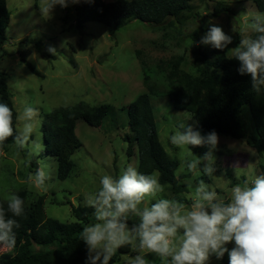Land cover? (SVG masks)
<instances>
[{"label":"rangeland","instance_id":"1","mask_svg":"<svg viewBox=\"0 0 264 264\" xmlns=\"http://www.w3.org/2000/svg\"><path fill=\"white\" fill-rule=\"evenodd\" d=\"M45 2L7 0L11 16L4 31L5 40L2 41L0 37V71L7 74V85L16 113L27 104L39 108L37 131L41 133L48 124L47 115L62 107L70 108L83 103L89 107L103 105L109 111L99 128L83 121L76 122L75 134L82 146L71 156L74 167L69 177L62 181L56 177L54 159L45 158L40 153L30 156L28 149H16L14 144L0 146V200L6 202V195L23 190L27 192V204L43 197L46 217L70 223L74 221L71 209L85 206V196L100 187L103 175L118 176L129 163L138 168L136 146L131 157L126 154L127 144L123 136L129 131L126 127V110L122 109L138 95L148 92L146 74L152 81H157L158 91H163L168 85L173 86L172 82L177 81L171 76L172 64L180 62V69L194 77L189 70L195 68L199 73L195 64L196 48L188 43V35L198 28L205 27L208 31L211 21L233 37V43L228 48L236 47L242 30L246 28V14L259 10L248 0H193L196 18L182 25L154 28L140 21H131L110 36L107 28L98 22L85 23L80 31L77 30L74 3H69L66 8L57 5L47 14L42 11ZM218 2L227 6L230 13L214 16L213 10ZM232 27L236 32L232 31ZM206 32L199 34V41ZM199 41L197 44L205 57L211 59L219 51ZM49 46L56 49V55L47 51ZM27 49L31 53L23 62L20 53ZM224 51L227 57H232L228 49ZM28 64L39 75H33ZM149 98L159 141L165 151L178 161L175 175L180 184L186 186L183 193H174L165 186L166 191L162 195L190 203L191 190L187 182L191 180L195 184L203 179L220 197L227 199L232 186L243 184L246 180L251 182L261 174L264 154L257 153L250 145V138L254 137L255 132L247 106L240 116L246 138L235 140L218 135L219 144L214 152L217 171L209 177L202 173L194 175L187 170L179 171L180 149L172 145L169 139L180 123L200 132L191 114L175 108L167 97L149 94ZM32 139H35V135ZM192 151L203 156L208 147H194ZM41 163L50 175L46 188H36L28 182L29 174L34 173ZM232 246L229 244V249ZM36 250L40 249L36 247ZM6 252L9 251L0 249V255ZM135 254L128 248V252L121 253L112 264H129L130 257ZM146 258L150 264H161L154 255ZM210 264H229L227 253L219 260L214 257Z\"/></svg>","mask_w":264,"mask_h":264},{"label":"clouds","instance_id":"2","mask_svg":"<svg viewBox=\"0 0 264 264\" xmlns=\"http://www.w3.org/2000/svg\"><path fill=\"white\" fill-rule=\"evenodd\" d=\"M78 2L46 0L42 11L50 14L57 5L66 8ZM246 15V28L236 47L228 48L233 37L211 21L199 43L221 51L228 49L231 59L239 62L238 73L249 76L252 90L260 92L264 88V11ZM232 31L236 32L234 27ZM188 43L192 46L195 41L190 39ZM47 51L57 53L52 46ZM189 71L199 75L195 68ZM39 117V108L27 104L14 122L12 108L0 102V146L11 138L16 149H28L30 156L39 155L44 147L37 131ZM169 139L180 149L179 171L209 177L216 173L214 152L219 136L215 130L201 135L192 126L180 123ZM203 146L208 147L203 156L193 153L192 148ZM49 180L42 163L28 176V182L36 188H46ZM99 183L100 187L84 199L85 206L93 210V221L80 232L87 250L86 264H110L124 247L136 253L129 264H150L146 258L150 254L158 257L161 264H210L212 257L219 260L225 253L229 264H264V174L232 186L227 199L203 179L195 184L189 180L190 203L162 195L166 187L159 173H142L132 163L118 176L103 175ZM4 199L7 209L0 205V249L11 251L17 244L14 229L20 225L8 213L23 216L25 200L17 194ZM229 244L233 245L231 249Z\"/></svg>","mask_w":264,"mask_h":264},{"label":"trees","instance_id":"3","mask_svg":"<svg viewBox=\"0 0 264 264\" xmlns=\"http://www.w3.org/2000/svg\"><path fill=\"white\" fill-rule=\"evenodd\" d=\"M192 1L79 0L73 4L74 24L80 31L85 23L98 22L107 28L110 36H114L131 21H140L154 28L175 27L196 18ZM250 2L259 11H264V0ZM220 13H230V10L218 2L213 15L218 16ZM10 16L7 0H0L2 41L5 40L4 31L10 23ZM206 31L205 27L198 28L188 35L195 41L193 47L196 48L195 64L199 75L193 77L181 70L180 62L172 64L171 76L177 81L172 82L173 86L167 84L166 89L158 91L157 81L153 80L154 83L146 74L148 92L138 95L122 109L126 110V127L129 131L123 136V141L127 144V156L134 154L135 145L138 170L142 173H159L160 182L170 187L174 193L185 192L186 186L180 184L175 175L178 161L165 151L159 141L149 94L167 97L175 108L189 112L202 134L215 130L218 135L235 140L246 138L240 116L247 106L256 135L250 138V145L257 153L264 154V88L260 92L252 90L250 77L238 73L239 62L227 57L224 50H219L211 59L205 57L197 43L199 34ZM30 53L28 49L21 52V60L26 62ZM27 67L33 75H39L30 64ZM0 102L7 103L12 108L15 122L17 113L11 101L7 74L2 71ZM108 111V107L103 105L89 107L80 103L74 107L56 109L47 115L48 124L41 131L44 147L40 154L55 160L57 179L62 181L69 177L74 167L71 156L82 146L75 134L76 122L83 121L91 127L99 128ZM11 145L13 140L10 138L1 147ZM261 174H264V167H261ZM16 194L25 200V213L21 217H12L8 213L9 218L17 219L20 227L14 229L17 238L15 248L0 255V264H86L87 250L85 243L80 240V232L85 224L93 221V210L86 206L72 208L74 221L62 223L46 217L43 197L27 204L26 191L21 190ZM0 205L7 209L6 202L0 200ZM36 247L40 250H36ZM125 252H128V247L118 250L110 264Z\"/></svg>","mask_w":264,"mask_h":264}]
</instances>
